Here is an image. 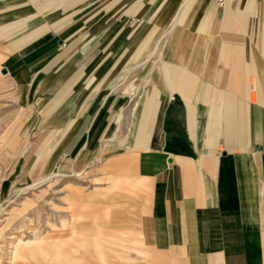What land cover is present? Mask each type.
I'll return each instance as SVG.
<instances>
[{
  "label": "crops",
  "instance_id": "obj_1",
  "mask_svg": "<svg viewBox=\"0 0 264 264\" xmlns=\"http://www.w3.org/2000/svg\"><path fill=\"white\" fill-rule=\"evenodd\" d=\"M57 1L28 4L51 17ZM133 2L121 22H95L68 42L44 34L63 30L57 16L44 23L31 13L10 19L14 9L1 13L5 54L25 47L7 74L22 91L39 79L33 90L50 99L47 141L57 136L58 158L82 155L104 122H136L128 136L98 142L138 143L109 158L121 178L141 184L137 191L147 184L138 206L115 204L124 208L119 227L137 224L163 258L146 264H264V61L246 40L250 20L239 0L223 8L213 0ZM132 15L143 23L132 25ZM144 43L153 49L135 59ZM40 245L23 241L9 264L33 261Z\"/></svg>",
  "mask_w": 264,
  "mask_h": 264
},
{
  "label": "rangeland",
  "instance_id": "obj_2",
  "mask_svg": "<svg viewBox=\"0 0 264 264\" xmlns=\"http://www.w3.org/2000/svg\"><path fill=\"white\" fill-rule=\"evenodd\" d=\"M37 1L0 0V15L14 9V17L10 19L31 13L40 16L44 23L57 16L63 30L44 34L68 42L74 36L86 35L95 22L101 24L106 19L121 22L134 0H58L56 15L51 17L47 11L36 13L31 9L29 4ZM237 7L250 20L251 30L249 37L245 34L246 40H250L255 55L264 61V0H239ZM131 18L135 15L127 20ZM129 22L137 26L143 23L140 19ZM145 43L135 50V59H141L153 49ZM24 48L6 55V41L0 37V264H9L13 246L28 240L41 242V251L32 250L33 261L14 264H47L54 253L60 256L59 264H146L147 257L162 262V256L152 249V243L140 233L137 224L129 223L128 229L123 230L117 221L124 208L115 204L138 206L142 199L137 194L142 193L145 200L148 187L144 183L142 192L137 191L141 184L137 185L129 176L121 178L109 157L138 143L98 142L104 138L121 139L124 133L128 136L135 130L132 126L136 122H131L129 127L121 126L120 122L115 125L104 122L96 142L86 143L82 155L64 159L53 155L51 150L56 146L57 136L47 141L51 111L46 109V104L50 99L33 90L39 79L30 80L28 87L32 89L22 91L7 73H1ZM131 72L128 68V76L133 75ZM256 89L260 91L258 85ZM259 102L257 96L252 103ZM139 127L141 131L142 122ZM106 145L116 149L105 151L102 147Z\"/></svg>",
  "mask_w": 264,
  "mask_h": 264
},
{
  "label": "built area",
  "instance_id": "obj_3",
  "mask_svg": "<svg viewBox=\"0 0 264 264\" xmlns=\"http://www.w3.org/2000/svg\"><path fill=\"white\" fill-rule=\"evenodd\" d=\"M213 3L216 8H223L225 0H213Z\"/></svg>",
  "mask_w": 264,
  "mask_h": 264
},
{
  "label": "bare ground",
  "instance_id": "obj_4",
  "mask_svg": "<svg viewBox=\"0 0 264 264\" xmlns=\"http://www.w3.org/2000/svg\"><path fill=\"white\" fill-rule=\"evenodd\" d=\"M59 176L64 177V176H66V175H62V174H61V175H59ZM19 243H20V242H19ZM17 246H18V243L15 244V245L13 246V252H11V255H10L11 258H12V256H14V253H15L14 251L16 250Z\"/></svg>",
  "mask_w": 264,
  "mask_h": 264
},
{
  "label": "water",
  "instance_id": "obj_5",
  "mask_svg": "<svg viewBox=\"0 0 264 264\" xmlns=\"http://www.w3.org/2000/svg\"><path fill=\"white\" fill-rule=\"evenodd\" d=\"M1 73H2V74L7 73L6 69L3 68V69L1 70Z\"/></svg>",
  "mask_w": 264,
  "mask_h": 264
}]
</instances>
